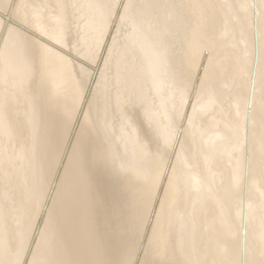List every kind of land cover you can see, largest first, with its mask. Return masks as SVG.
<instances>
[{"label":"bare ground","instance_id":"bare-ground-1","mask_svg":"<svg viewBox=\"0 0 264 264\" xmlns=\"http://www.w3.org/2000/svg\"><path fill=\"white\" fill-rule=\"evenodd\" d=\"M0 264H264V0H0Z\"/></svg>","mask_w":264,"mask_h":264},{"label":"rangeland","instance_id":"rangeland-1","mask_svg":"<svg viewBox=\"0 0 264 264\" xmlns=\"http://www.w3.org/2000/svg\"><path fill=\"white\" fill-rule=\"evenodd\" d=\"M119 1H121V0H119ZM120 25L122 26V24H120ZM175 26H176V25H174V22L171 21V24H170V26H169L170 29L168 30V32H169L170 34L173 32ZM174 31H176V30H174ZM167 37H168V42H166V48H167L168 52H169L170 54H172L171 52H172V51L174 52L175 50H177V48H176V46H173V45H174V41H173V40H172V42L169 41V40H170V38H169L170 36H167ZM235 40H236L237 42H240L239 39H235ZM236 41H235V42H236ZM180 49H181V47H180L178 50H180ZM166 52H167V51H166ZM168 52H167V53H168ZM92 56H94L95 58L97 57V58L100 59V60H101L100 57H102V56H99L98 52L93 53ZM92 56L90 55L89 58H93ZM95 58H94V59H95ZM98 68L101 69V70H104V68H102V67L100 68V67L98 66ZM107 73H110V72H107ZM110 74H111L112 77L115 78V76L113 75V72H111ZM245 74H247V73L245 72ZM245 74H244V75H245ZM98 80H100V81H101L104 85H106V87H108V88H109L110 85H111V84H110V81H109L108 79H106V78H105V79H103V78H99ZM115 80H116V79H115ZM228 80H229V82L231 81V79H228ZM228 80L226 79V81L224 80L223 82H224V83L226 82V83L228 84V88H229V90H232V89H233L232 86L235 87V83H236V81H234V79H232V82L234 81L235 83H234V85L232 84V85H230V87H229V83L227 82ZM223 82L220 83L222 86H221V85H218V84H215L216 86H219V87H213V86H212V88L209 89V90H211V91H210V92L208 91L209 94L207 95V97H205V98H207V99H204V98H203L205 101H204L203 99H202V100L200 99L201 102H199V100H198V101L195 100V103L197 102L196 104H198V106H200V105L203 106L202 103L206 104L207 102H209L210 104H213V106H215V105H217L218 103H219V105H220V103L222 102V105L224 104L225 107H227V105H228V109L225 108V110L231 112V110H229V108L231 107L230 109H232V108L234 107L233 105H234L235 103H234V104H233V102L230 103L229 100L233 97V94H231V91L228 93L229 90L226 89L227 87H225V86H227V85L224 84ZM223 84H224L225 86H223ZM230 84H231V83H230ZM236 86H237V85H236ZM236 88H237V87H236ZM221 89H223V92H225V93H223ZM234 89H235V88H234ZM219 90H221V92H222L221 94L219 93ZM224 90H225V91H224ZM227 90H228V91H227ZM235 90H236V89H235ZM235 90H232V91L234 92V94H235V96H236L237 94L235 93ZM226 91H227L228 95L226 94ZM149 93H150V92H149ZM222 94H223V95H222ZM219 95L222 96V99H221V100L219 99V98L221 97V96L219 97ZM225 95H226V96H229V97H231V95H232V97H231L230 99H229L228 97H226L227 99H229V100L227 101V102H228L227 105H225V103H226V101L224 100ZM235 96H234V97H235ZM223 97H224V98H223ZM234 97H233V98H234ZM235 98H236V97H235ZM235 98H234V99H235ZM222 100L225 101V102H223ZM231 100H232V99H231ZM203 101H204V102H203ZM210 101H212V103H211ZM219 101H220V102H219ZM232 101H234V100H232ZM205 102H206V103H205ZM234 102H236V99H235ZM231 104H233V105H232L233 107L231 106ZM219 105H217L218 107L215 106L216 109H214V108H215V107H214L213 110H214V111H215V110H218V112H220V110L223 109V111H224V107H222V108L220 109V108H219ZM229 105H230V107H229ZM220 107H221V106H220ZM211 109H212V108H211ZM219 109H220V110H219ZM213 110H211V111H213ZM221 112H222V111H221ZM221 112H220V113H221ZM224 112H225V111H224ZM215 113H217V111H215ZM215 113L211 112V114H214L215 117L218 116L217 114H219V113H217V114H215ZM220 115H221V114H219V116H220ZM205 116H210V114H207V115H205ZM221 118H222V115H221V117H220V120L217 119V117H216V119H215V120H217L216 122H218V120L221 121V120H222ZM198 120H199V118H198ZM118 123H119V121L117 122V124H118ZM118 125H119V124H118ZM145 224H146V225H149V221H148L147 223H145Z\"/></svg>","mask_w":264,"mask_h":264}]
</instances>
